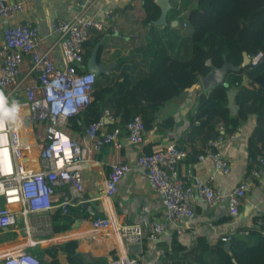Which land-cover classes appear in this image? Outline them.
Returning <instances> with one entry per match:
<instances>
[{
	"label": "built area",
	"instance_id": "obj_1",
	"mask_svg": "<svg viewBox=\"0 0 264 264\" xmlns=\"http://www.w3.org/2000/svg\"><path fill=\"white\" fill-rule=\"evenodd\" d=\"M30 0H0V21L5 24L0 41V91L9 102H19L21 111L16 122H0V237L11 233H26V242L0 252V264H41L32 251L31 243L37 236L52 228L51 216L60 209L67 220L73 216L69 208L76 207L73 200L65 199L54 205L56 188L64 176L86 163V142L100 153L114 145L122 148L121 131H110L106 123L115 118L106 110L103 118L87 126L73 129L71 122L81 117L93 100L98 76L85 68V54L90 35L107 27L113 11L105 12V21L85 18L87 4L72 19H54L51 33L55 43L43 46L40 29L25 14ZM184 10L179 18H184ZM179 20V19H178ZM177 20V21H178ZM187 27L186 21L181 22ZM56 51V55H55ZM264 54L249 58L255 65ZM27 74L21 77L23 69ZM126 145L142 146L146 127L140 116L134 117L125 127ZM219 135L210 140L198 164L208 162L215 173L228 175L231 163L220 151V145L233 141L235 136L225 127H218ZM188 152L174 142L152 153L140 152L134 166L145 175L150 186L161 196L166 210L165 219H156L145 230L140 224L119 222L111 212L92 221L94 232L115 233L121 248L122 259L129 262L130 246L153 245L167 232L182 235L194 215L197 203L211 208L222 204L224 195L213 185L212 178L199 174H186L180 165ZM252 169L255 179H264V154ZM133 171L129 162H118L103 179L101 199L111 201L117 194L121 180ZM253 182V180H251ZM244 181L228 196L230 210L237 211L253 187ZM264 185V183H263ZM263 224V221H259ZM242 234V233H240ZM233 234L222 237L231 242ZM44 237V236H43Z\"/></svg>",
	"mask_w": 264,
	"mask_h": 264
},
{
	"label": "trees",
	"instance_id": "obj_2",
	"mask_svg": "<svg viewBox=\"0 0 264 264\" xmlns=\"http://www.w3.org/2000/svg\"><path fill=\"white\" fill-rule=\"evenodd\" d=\"M171 2L173 8L167 15L166 24L158 25L156 22L161 16V8L156 0L141 1L142 8L136 10V21L125 26L135 27L134 33L130 31L134 34L133 39L124 44L131 51L125 57L120 52L115 53L116 64L110 74L98 77L93 100L81 116L88 119V124L98 122L109 110L115 118L113 123H106L110 131L124 130L136 116L143 119L146 130L159 123L167 130L172 126L180 127L181 123L175 122L173 117L158 121L159 112L200 84L210 72L208 60L216 68H221L225 59L236 65L238 54H246L251 59L259 53L264 54V0ZM182 10L186 16L179 18ZM180 21H186L188 26L183 27ZM174 23L178 25L174 26ZM104 37L102 31L91 33L85 54L86 69L93 50ZM162 38L166 40V46L158 50ZM105 48L106 44L99 48V57ZM122 74L127 75L126 79L117 81ZM247 77L250 78L249 83ZM232 87L239 88L237 104L240 109L236 116H231L227 110V92ZM252 116H256L257 125L248 142L251 162L264 154V58L255 65L250 62L239 71L228 72L226 85L198 96L196 108L189 113L187 129L180 140L181 147L190 148L186 164L195 162L207 143L219 135L218 125L224 124L227 132L235 133ZM71 125L77 129L79 118L72 119ZM69 211L86 213L81 207L69 208ZM67 223L61 210H55L52 233L69 230ZM241 231L244 234H240ZM263 232L264 226H257L256 223L253 227L237 229L231 238L230 251L225 249L222 240L212 246L186 247L173 234L170 244L156 243L158 255L150 264H264ZM9 239L14 240L15 235L0 237V244ZM78 245L77 241H68L32 252L43 259L41 264H60L59 255L68 264H105L103 259L86 261L77 255ZM146 252L148 248L134 264H148L144 261ZM46 253H50L53 260L45 259Z\"/></svg>",
	"mask_w": 264,
	"mask_h": 264
},
{
	"label": "crops",
	"instance_id": "obj_3",
	"mask_svg": "<svg viewBox=\"0 0 264 264\" xmlns=\"http://www.w3.org/2000/svg\"><path fill=\"white\" fill-rule=\"evenodd\" d=\"M141 1L30 0L25 15L39 27L40 39L43 46L50 47L55 43V38L51 33V25L54 19H72L80 12L83 4L89 6L85 18H93L100 22L105 21L106 11H113L111 19L106 21L107 27L101 30L105 33L102 42L103 45L106 44V48L102 51L100 57L98 56V62L104 65L105 68H110L111 72L116 64L115 53L120 52L121 56L125 57L131 51V48L124 44L133 39L134 34L130 33V31L133 30L132 32L134 33L135 27L125 28V26L131 25L136 21V10L138 9L139 11L142 8ZM4 26L5 24L0 21V41ZM165 46L166 40L162 38L157 49L159 50ZM249 61V57L246 54H238L235 66L248 64ZM27 67L28 64L23 69L21 77L26 76ZM126 77V74H122L117 81L122 82ZM247 82H250V78L248 77ZM201 93L205 94L207 91L200 81L199 85L187 90L181 97L173 100L165 108L161 109L158 121L161 122L167 117H173L175 122L181 123L180 127L172 126L170 130H167L165 125L159 123V125L154 126L151 130H146L142 146L137 147L125 144L126 129H120V141L124 143L122 148L109 145L103 148L101 153H96L93 149V142L87 141V162L76 168L71 173V176L63 177L60 186L56 188L54 202V205L58 206L65 199L73 200L77 203L76 207H81L86 213L74 214L70 212L73 216L78 217L66 220L69 230L64 233L53 234L52 228H50L47 234L42 235L45 237L36 240L39 242L32 244V247L35 248V246L39 245V248L45 249L50 246H59L68 241H77L79 245L75 253L81 255L86 261L103 259L105 264H126L125 260L121 257L122 252L115 233L94 232L92 221L97 215L105 217L110 211L109 205L111 212L119 222L140 224L145 230L148 229V226L154 220L166 218V210L161 196L150 186L143 172L134 166V162L140 152L152 153L174 142L181 146L180 140L187 129L188 115L196 108L197 99ZM80 124L84 127L87 126L88 119L79 117ZM220 125L225 127L224 124ZM256 125L257 118L256 116H252L238 132L230 133L235 136L233 141H226L220 145V151L228 158L232 166L231 172L228 175L215 173L208 162L198 164V158L195 162L186 164L190 148L184 146L188 155L180 165V170L186 174H199L204 178H212L214 187L225 197L222 204L214 208L203 203H197L194 215L189 220L184 233L177 235L175 232L167 231L159 238L158 242L170 244L174 237L173 234H176L181 244L186 247L212 246L222 240V237L236 232L237 229L253 227L255 223L257 226H264V179H255L252 176V169L258 166V159L251 162L248 152V142L254 134ZM118 162L131 163L133 171L121 180L116 196L108 202L99 198L102 182L111 172L112 165ZM247 180H253V182L251 181L253 187L243 199L241 207L237 211L232 212L228 205V196L238 185ZM259 221H263V224L261 225ZM20 233L23 232L20 231ZM20 233L18 236H20ZM240 233L244 234L243 231ZM13 241L9 239L0 244V252H5L26 242ZM156 243L149 246L145 245L141 254L130 252V264L136 262L137 258L140 257L139 255L143 254L145 248H148V252H146L144 261L148 264L152 263L158 255ZM7 245H10V248L5 249L2 247ZM45 259L51 261L53 257L50 253H46ZM59 260L60 264H68L61 255H59Z\"/></svg>",
	"mask_w": 264,
	"mask_h": 264
},
{
	"label": "water",
	"instance_id": "obj_4",
	"mask_svg": "<svg viewBox=\"0 0 264 264\" xmlns=\"http://www.w3.org/2000/svg\"><path fill=\"white\" fill-rule=\"evenodd\" d=\"M157 4L161 8V16L159 20L156 22L158 25H165L168 13L172 10L173 6L171 4V0H156ZM174 26H177L178 23H174ZM103 45L101 41L93 50L91 57L87 63V69L89 72L95 73L98 77L103 74H109L110 68H105L104 65L98 62V52L99 48ZM207 65L210 66V72L208 75L204 76L201 79V84L204 89L208 92L213 90L216 87L223 86L227 84V75L230 71H239L242 67H245L247 64H243L242 66H235L225 59V63L221 68H216L211 60L207 61ZM239 93V88L232 87L228 90V105L227 110L231 116L238 115L239 105L236 104L237 96ZM90 210V209H89ZM91 211V210H90ZM225 249L231 250V242L225 243ZM130 252L133 254H141L143 248L140 245H131Z\"/></svg>",
	"mask_w": 264,
	"mask_h": 264
},
{
	"label": "clouds",
	"instance_id": "obj_5",
	"mask_svg": "<svg viewBox=\"0 0 264 264\" xmlns=\"http://www.w3.org/2000/svg\"><path fill=\"white\" fill-rule=\"evenodd\" d=\"M20 111L19 102L13 100L10 103L4 92L0 91V122H16L19 119Z\"/></svg>",
	"mask_w": 264,
	"mask_h": 264
},
{
	"label": "rangeland",
	"instance_id": "obj_6",
	"mask_svg": "<svg viewBox=\"0 0 264 264\" xmlns=\"http://www.w3.org/2000/svg\"><path fill=\"white\" fill-rule=\"evenodd\" d=\"M12 234H15V239H14L13 242H25L26 241V236H27L26 233H20V236H18V233H16V232H14ZM40 238H43V236L36 237L35 240H39ZM42 242H43V240H42ZM42 242H40V243H42ZM38 246L36 248H39ZM2 247L5 248V249H7V248H10V245L9 246L8 245L7 246H2Z\"/></svg>",
	"mask_w": 264,
	"mask_h": 264
},
{
	"label": "bare ground",
	"instance_id": "obj_7",
	"mask_svg": "<svg viewBox=\"0 0 264 264\" xmlns=\"http://www.w3.org/2000/svg\"><path fill=\"white\" fill-rule=\"evenodd\" d=\"M31 244H35V243H31Z\"/></svg>",
	"mask_w": 264,
	"mask_h": 264
}]
</instances>
